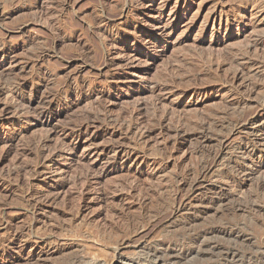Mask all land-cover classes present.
I'll return each mask as SVG.
<instances>
[{"label":"rangeland","instance_id":"374dc122","mask_svg":"<svg viewBox=\"0 0 264 264\" xmlns=\"http://www.w3.org/2000/svg\"><path fill=\"white\" fill-rule=\"evenodd\" d=\"M0 83V264H172L226 225L264 264V0H0ZM226 176L243 209L221 214L202 196Z\"/></svg>","mask_w":264,"mask_h":264},{"label":"bare ground","instance_id":"6f19581e","mask_svg":"<svg viewBox=\"0 0 264 264\" xmlns=\"http://www.w3.org/2000/svg\"><path fill=\"white\" fill-rule=\"evenodd\" d=\"M181 14V13H180ZM104 15V14H103ZM123 17V16H122ZM181 17H182V15H177V14H175V16H173V19L174 18H177V19H181ZM214 18H216V16L214 17ZM213 19V18H212ZM106 20V19H105ZM175 20V19H174ZM214 20H216V19H214ZM213 20V21H214ZM216 24V23H215ZM172 24H170V26L169 25H167V26H165V27H156V31H153V32H149V31H141V33L143 34V36H144V39H143V41H144V45H153V46H155L157 43H159L161 40H163L164 38H168V39H171L170 38V36H171V34L168 32V30H169V28H174V26H171ZM171 32V31H170ZM140 33V34H141ZM231 36V35H230ZM229 38V37H228ZM107 39V38H106ZM223 40H225V38L223 39ZM103 41V40H102ZM115 41V40H114ZM130 41V40H129ZM140 41V40H139ZM231 41V40H230ZM106 42V41H105ZM121 42V41H120ZM124 42V41H123ZM217 42V41H216ZM227 42V41H226ZM119 44V43H118ZM116 45V44H115ZM223 45V44H222ZM109 46V45H108ZM113 46V45H112ZM111 46V47H112ZM113 48V47H112ZM118 48H121V46L120 47H118ZM117 48V49H118ZM124 48V47H123ZM120 50V49H119ZM107 52V51H106ZM108 53V52H107ZM139 54H141V53H138L135 57H133L132 58V61L134 62L137 58H138V56H139ZM4 55V54H3ZM107 55V54H106ZM131 61V60H130ZM135 64V63H134ZM133 64H131V66H132ZM126 66V65H125ZM236 76H237V74H235ZM2 77V76H1ZM191 78V77H190ZM207 78V77H206ZM237 78H238V76H237ZM6 79V78H5ZM8 79V78H7ZM205 79V78H204ZM204 79H202V81L204 80ZM208 79V78H207ZM234 80H235V77H234ZM16 81H18V80H16ZM205 81V80H204ZM20 82V81H19ZM195 82H197V81H195ZM199 82V81H198ZM233 82V81H232ZM16 83V82H15ZM23 84H24V82H22ZM200 83V82H199ZM198 83V84H199ZM202 83V82H201ZM200 83V84H201ZM205 83V82H204ZM212 83V82H211ZM1 84V83H0ZM194 84V83H193ZM197 84V85H198ZM199 84V85H200ZM171 85H173V84H171ZM202 85V84H201ZM200 85V86H201ZM205 85V84H204ZM1 86V85H0ZM5 86H6V84H5ZM9 86V85H8ZM203 86V85H202ZM15 86H14V83H13V86H10V90L11 89H13ZM32 87H33V85H32ZM6 88V87H5ZM18 88V87H17ZM199 88V87H198ZM201 88V87H200ZM8 89V90H9ZM163 89V88H162ZM197 89V88H196ZM9 90V91H10ZM15 90V89H14ZM17 90V89H16ZM19 90V89H18ZM24 90V89H23ZM4 91V90H3ZM12 91V90H11ZM10 91V92H11ZM22 91V90H21ZM162 91V90H161ZM167 91V90H166ZM5 92H7V91H5ZM160 92V91H159ZM163 93V92H162ZM1 94V93H0ZM7 94H10V93H7ZM12 94V93H11ZM10 94V95H11ZM201 95V94H200ZM23 103V102H22ZM22 103H21V105H22ZM264 104V103H263ZM263 104H262V106H263ZM26 105V104H25ZM25 107H27V106H25ZM24 107V105H23V108H25ZM264 107V106H263ZM27 109V108H26ZM6 110H8V109H6ZM30 110V109H29ZM9 111H10V109H9ZM8 111V112H9ZM27 111H28V109H27ZM5 112V111H4ZM7 112V111H6ZM7 112V113H8ZM10 113V112H9ZM42 114H43V111L41 112ZM40 113V114H41ZM49 114V113H48ZM251 115V114H250ZM256 115V114H255ZM3 116H4V114H3ZM47 116V115H46ZM257 116V115H256ZM35 117V116H34ZM248 117H250V116H248ZM255 117V116H254ZM250 118H252V117H250ZM257 118V117H256ZM247 119V118H246ZM49 121V120H48ZM247 121V120H246ZM250 121V120H249ZM4 122V121H3ZM242 122V121H241ZM258 122H260L261 123V129L259 130V132L258 133H260L259 135H261V136H264V120H260V121H258ZM257 122V123H258ZM247 123V122H246ZM245 123V124H246ZM251 123V122H250ZM255 123V122H254ZM48 124H49V122H48ZM234 124V123H233ZM239 124H241V123H239ZM236 125V124H235ZM121 126V125H120ZM15 127H17V126H15ZM10 128V127H9ZM13 128V127H12ZM235 128V127H234ZM204 129V128H203ZM237 129V131H238V128H236ZM202 130V129H201ZM202 131H205V129L204 130H202ZM230 132H231V130H230ZM229 133V132H228ZM201 134H203L202 132H201ZM224 134V133H223ZM227 134V133H226ZM234 134V133H233ZM235 135V134H234ZM206 137H207V133H206V135H205ZM205 136H202V137H205ZM232 136V135H231ZM43 137H45V135L43 136ZM42 137V138H43ZM205 137V138H206ZM41 138V139H42ZM49 138V135H48V137H47V139ZM208 138V137H207ZM220 138V137H219ZM204 139V138H203ZM221 139V138H220ZM43 140V139H42ZM205 140V139H204ZM218 140V139H217ZM222 140V139H221ZM45 141V140H44ZM49 141H50V139H49ZM223 141V140H222ZM221 141V142H222ZM41 142V141H40ZM207 142V141H206ZM1 143H3V141L1 142ZM44 143V142H43ZM47 143V142H46ZM45 143V144H46ZM6 144V143H5ZM4 144V145H5ZM221 144V143H220ZM223 144V143H222ZM41 145V144H40ZM46 146V145H45ZM45 146H42V147H45ZM221 146V145H220ZM225 146H226V144H225ZM47 147V146H46ZM44 150H45V148H44ZM121 150V149H120ZM43 151V150H42ZM61 152V151H60ZM222 153H223V151H222ZM221 154V153H220ZM53 155V153L51 154V156ZM59 155V154H58ZM50 156V157H51ZM49 157V158H50ZM57 157H59V156H56V158ZM246 157V156H245ZM254 158V157H253ZM59 159V158H58ZM51 159H49V161H50ZM218 160V159H217ZM48 161V162H49ZM52 161V160H51ZM205 163H206V161H205ZM155 164V163H154ZM204 164V163H203ZM204 166H206V165H204ZM217 167V166H216ZM205 168V167H204ZM231 168V167H230ZM202 169V168H201ZM214 169V168H213ZM229 169V168H228ZM237 169V168H236ZM226 170V169H225ZM229 170H231V169H229ZM239 170V169H238ZM151 171V170H150ZM209 171V170H208ZM213 171V170H212ZM236 171V170H235ZM234 171V172H235ZM196 173V172H195ZM228 173H229V171H228ZM228 173H227V175H228ZM203 174L204 175H206L207 174V168H205V171L203 172ZM219 174V175H218ZM217 175L218 176H220V173H218ZM232 174V173H231ZM195 175V174H194ZM195 176H193V178H194ZM197 177V176H196ZM86 179V178H85ZM221 179H222V177H221ZM224 180H222L223 181V183L224 184H222L220 187H215L214 188V195L213 196H202L203 197V199H204V201L205 202H207V204H209L211 207H215V208H217V210H218V212L217 213H224L225 212V209H226V207H230L231 206V209L233 210V211H238V210H241V208H242V202H241V200L238 198V197H240V196H238L237 197V188H235L236 186H235V184L233 185V182L234 181H231L232 179H231V177L230 176H226V177H224L223 178ZM182 180V179H181ZM184 180V179H183ZM186 180H188V179H186ZM190 180V179H189ZM177 181V180H176ZM198 181H199V178H198ZM196 182V181H195ZM219 182H221V180H219ZM237 182V181H236ZM2 183V182H1ZM0 183V184H1ZM227 184V185H226ZM240 184V183H239ZM199 185V184H198ZM202 185V184H201ZM228 185H230V186H228ZM264 185V184H263ZM191 186H192V184H191ZM193 187V186H192ZM231 187V188H230ZM242 187V186H241ZM260 187V186H259ZM261 187H262V185H261ZM260 189V188H259ZM258 189V190H259ZM243 191V190H242ZM261 193H262V191H261ZM241 194V193H240ZM239 194V195H240ZM242 195H245L244 193L242 194ZM174 197H175V195H174ZM247 197V196H246ZM246 197H243V198H246ZM241 198V197H240ZM169 199V198H168ZM254 199V198H253ZM256 199V198H255ZM175 200H176V197H175ZM245 200V199H244ZM251 201V200H250ZM178 202V201H177ZM201 202H202V200H201ZM173 203V202H172ZM179 203V202H178ZM245 203V202H244ZM176 204V203H175ZM174 204V206L175 207H177L176 205ZM189 204V203H188ZM206 204V205H207ZM245 204H247V203H245ZM255 204V203H254ZM253 204V205H254ZM178 205V204H177ZM184 205V204H183ZM244 205V204H243ZM181 206V205H180ZM245 206V205H244ZM247 206V205H246ZM253 207V206H252ZM225 208V209H224ZM251 208V207H250ZM224 209V210H223ZM243 209V208H242ZM178 210H180V209H178ZM185 210V209H184ZM261 211V210H260ZM174 212V211H173ZM226 212H227V210H226ZM264 212V211H263ZM178 214V213H177ZM230 214V213H229ZM153 215V214H152ZM179 215V214H178ZM233 217V216H232ZM178 219V218H177ZM232 219H234V217L232 218ZM173 221V220H172ZM187 222H188V225H191L193 222H194V220H192V221H189V220H186ZM236 223H238V222H236ZM258 223V222H257ZM160 224V223H159ZM178 224V223H177ZM228 224H230V223H228ZM221 225V224H220ZM224 225V224H223ZM238 225H239V223H238ZM259 225H260V227H262V225L259 223ZM179 226V225H178ZM184 226H187L186 224L184 225ZM198 226V225H197ZM203 227V226H202ZM201 227V228H202ZM184 228V227H183ZM188 229H189V227H187ZM204 228V227H203ZM263 228V227H262ZM261 228V229H262ZM246 229H247V227H246ZM194 230V229H193ZM200 230V229H199ZM183 231V230H182ZM195 231V230H194ZM188 232V231H187ZM195 233V232H194ZM218 237H220V238H222L223 240L224 239H228V240H232V242L233 241H235V242H237V243H244V244H248V243H251L254 239H253V237H249V235H247L245 232H244V230H243V228L242 227H240V226H231V227H227V225L226 226H220V227H208V228H204V229H202V231H200V232H197V233H195L193 236H189V244H187V248H185V247H181V246H178V247H174V248H172V249H167V250H165V251H162V255H163V257L164 258H169L174 264H178V263H180V262H182L183 260H187V259H193V257L194 256H202V257H204V259H207V257H210V256H215V253H221L222 254V257H224L230 264H243L242 262V260H241V256H240V254L239 253H237L236 251H234V250H232V249H227V248H225V247H221L219 244H217L216 242H214L215 240V238H218ZM188 238V237H187ZM259 240V239H258ZM260 241V240H259ZM184 243V242H183ZM221 243H223V242H221ZM226 243V242H225ZM237 243H236V245H237ZM260 244V243H259ZM261 245V244H260ZM237 250V249H236ZM149 251V250H148ZM262 251V250H261ZM152 254V253H151ZM160 256V255H159ZM260 256V255H259ZM159 259H160V257H158ZM74 260V259H73ZM80 260V259H79ZM116 260V258H114L113 259V261H115ZM194 260V259H193ZM192 260V261H193ZM200 260V259H199ZM74 261H76V260H74ZM73 261V262H74ZM191 261V262H192ZM203 261V260H202ZM250 261V260H249ZM66 262V261H65ZM72 262V261H71ZM71 262H69V263H71ZM71 263V264H75L76 262H74V263ZM79 263H82L81 261H78ZM185 262V261H184ZM188 262V261H187ZM191 262H189V263H191ZM227 262V263H228ZM261 262H263L264 263V253H262L261 254ZM116 263H118V264H129L128 262H125V261H122V260H120V259H117V261H116ZM172 263V264H173ZM112 264H113V262H112ZM181 264V263H180ZM185 264V263H184ZM222 264V263H221Z\"/></svg>","mask_w":264,"mask_h":264}]
</instances>
